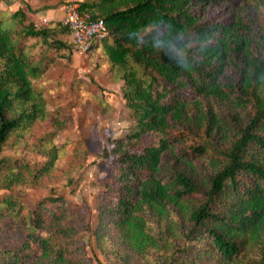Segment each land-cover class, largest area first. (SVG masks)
<instances>
[{
    "label": "trees",
    "instance_id": "1",
    "mask_svg": "<svg viewBox=\"0 0 264 264\" xmlns=\"http://www.w3.org/2000/svg\"><path fill=\"white\" fill-rule=\"evenodd\" d=\"M241 1L66 3H75L90 20H103L107 30L85 53H99L114 68L132 127L101 143L99 169L107 176L102 212L145 264H210L208 257L232 263L248 244L257 256L245 264H264V34L244 22L237 11ZM220 5L231 9L230 21L205 18L208 8ZM64 32L70 34L61 21L36 26L21 9L0 10V189L26 179L29 155L48 157L42 172L58 155L55 146L23 134L41 120L63 126L60 110L48 113L42 79L70 47L58 37ZM204 99L249 107L248 118L242 123L239 116L233 132L220 134L223 148H192L201 163L199 176L163 172V154L184 140L170 133L173 126L191 120L219 133ZM66 203L61 196L26 203L0 193V232L19 234L12 244L0 245V264H84L76 239L62 226L73 215Z\"/></svg>",
    "mask_w": 264,
    "mask_h": 264
},
{
    "label": "rangeland",
    "instance_id": "2",
    "mask_svg": "<svg viewBox=\"0 0 264 264\" xmlns=\"http://www.w3.org/2000/svg\"><path fill=\"white\" fill-rule=\"evenodd\" d=\"M50 1L61 3L59 0ZM71 1L74 0L62 3ZM237 11L255 34H264V0H242ZM231 12L229 7L214 6L205 11V18L228 22ZM41 22H44L42 25L56 26L59 20L52 18L45 23L42 18ZM58 37L66 40L70 47L62 51L64 56L49 66L42 82L46 88L48 113L60 110L58 115L63 126L57 127L52 119L41 120L23 134L25 140L38 141L47 147L55 146L59 149L58 155L47 172H42L41 167L48 157L39 153L29 155L31 170L26 173V179L9 189L1 188L0 193H9L26 203L50 196L65 198L66 206L73 215L62 226L76 239L77 255L84 259V264H145L120 237L108 214L102 212L106 204L101 191L107 176L99 169L101 143L107 136L123 135L132 127L120 90L121 81L115 80L114 68L99 53H77L68 32ZM202 104L210 106L215 113L220 123L219 133L215 128L208 131L206 123L198 125L191 120L173 126L170 133L182 134L184 140L173 142L163 154V172L179 170L199 176L202 167L192 148L199 144L223 148L226 138L220 134L233 132L239 125L238 117L242 116V123H245L250 112L249 107L232 109L215 99H204ZM51 130L52 135H47ZM10 150L5 149L4 153ZM164 220L170 229H174L170 218ZM18 236L13 231L0 232V245H10ZM256 256L257 251L252 244L242 245L237 259L226 264H245ZM204 261L220 264L210 257L204 258Z\"/></svg>",
    "mask_w": 264,
    "mask_h": 264
},
{
    "label": "built area",
    "instance_id": "3",
    "mask_svg": "<svg viewBox=\"0 0 264 264\" xmlns=\"http://www.w3.org/2000/svg\"><path fill=\"white\" fill-rule=\"evenodd\" d=\"M61 22L69 28L77 53H84L92 39H101L107 35L103 20H90L88 15L79 14L75 3L65 5Z\"/></svg>",
    "mask_w": 264,
    "mask_h": 264
},
{
    "label": "crops",
    "instance_id": "4",
    "mask_svg": "<svg viewBox=\"0 0 264 264\" xmlns=\"http://www.w3.org/2000/svg\"><path fill=\"white\" fill-rule=\"evenodd\" d=\"M59 1L62 3L64 0ZM66 1L68 0H65V2ZM61 3L51 2L50 0H0V10L8 14L21 9L26 19L31 21L34 25L40 26L44 23L41 22L42 18L45 19V23L52 18L55 19V21L62 20L66 3Z\"/></svg>",
    "mask_w": 264,
    "mask_h": 264
}]
</instances>
